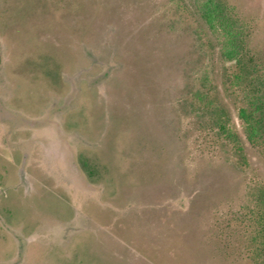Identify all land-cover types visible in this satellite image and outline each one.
Instances as JSON below:
<instances>
[{"label": "rangeland", "instance_id": "rangeland-1", "mask_svg": "<svg viewBox=\"0 0 264 264\" xmlns=\"http://www.w3.org/2000/svg\"><path fill=\"white\" fill-rule=\"evenodd\" d=\"M201 1L0 0V264H264V0L247 73Z\"/></svg>", "mask_w": 264, "mask_h": 264}, {"label": "trees", "instance_id": "trees-1", "mask_svg": "<svg viewBox=\"0 0 264 264\" xmlns=\"http://www.w3.org/2000/svg\"><path fill=\"white\" fill-rule=\"evenodd\" d=\"M228 1L226 0H202L200 2V11L203 14L204 19L211 25L220 23L228 29L226 35V44L228 46V53L231 58L237 60V64H240V72L247 73L250 71V66H256L253 57L249 55L250 51L246 48V41L240 36L241 33L235 31L233 11L228 7ZM258 67V65H257ZM260 78V77H259ZM263 80V78H262ZM261 80V81H262ZM259 91V93H257ZM256 102L251 103L250 108H243L241 110L240 118L245 124L247 135L250 141L253 143L257 139L264 137V86L258 85L256 88ZM220 116H218V119ZM220 128H226V125L220 124ZM234 135L233 133H231ZM231 135V136H232ZM263 194V193H262ZM260 206L263 210V214L257 220L259 227V234L257 237L258 247L256 251L262 257L264 262V194L260 196Z\"/></svg>", "mask_w": 264, "mask_h": 264}]
</instances>
